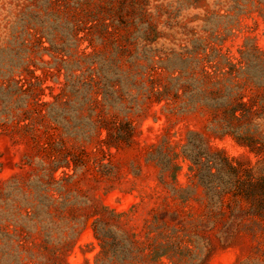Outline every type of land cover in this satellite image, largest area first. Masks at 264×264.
I'll use <instances>...</instances> for the list:
<instances>
[{
	"label": "rangeland",
	"instance_id": "374dc122",
	"mask_svg": "<svg viewBox=\"0 0 264 264\" xmlns=\"http://www.w3.org/2000/svg\"><path fill=\"white\" fill-rule=\"evenodd\" d=\"M194 133L264 178V0H0V264H264Z\"/></svg>",
	"mask_w": 264,
	"mask_h": 264
},
{
	"label": "trees",
	"instance_id": "16d2710c",
	"mask_svg": "<svg viewBox=\"0 0 264 264\" xmlns=\"http://www.w3.org/2000/svg\"><path fill=\"white\" fill-rule=\"evenodd\" d=\"M248 103L239 96L237 106L228 110V118H234L236 112L240 117H245ZM220 128V129H219ZM212 131L217 135H234L235 133L229 121L221 127H213ZM193 138L197 144L189 143L183 146L182 155L189 162L188 172L191 177L197 178L198 183L206 189L211 209L222 213V207L227 197H243L249 200L251 208L248 213L264 216V178L252 176V170H242L235 158L227 157L220 150H212L207 142L198 134ZM239 136H237L238 139ZM248 146V145H247ZM251 146V145H250ZM251 152L257 153L252 147ZM258 154V153H257ZM215 170V171H214ZM243 189L245 191H234ZM242 210H239L241 212Z\"/></svg>",
	"mask_w": 264,
	"mask_h": 264
}]
</instances>
